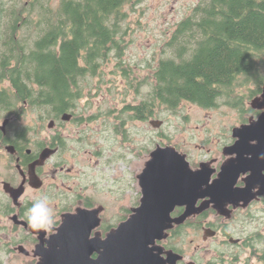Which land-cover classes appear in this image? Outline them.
Listing matches in <instances>:
<instances>
[{"label": "trees", "instance_id": "obj_1", "mask_svg": "<svg viewBox=\"0 0 264 264\" xmlns=\"http://www.w3.org/2000/svg\"><path fill=\"white\" fill-rule=\"evenodd\" d=\"M143 2L0 0V117L12 119L20 140L35 129L21 124L30 113L37 114L36 129L47 120L63 125L65 113L77 124L96 119L97 114L85 119L81 101L104 86L117 93V78L124 81V104L101 111L114 118V132L125 138L127 121H148L160 108L174 111L184 101L214 108L225 99L244 114H260L244 107L238 88H249L248 99L262 93L264 0H199L166 39L160 58L137 73L126 55L135 33L131 12ZM44 141L37 138L35 150ZM58 144L56 163L70 149L66 137ZM63 196L60 208L70 210L78 194ZM261 253L264 264V248Z\"/></svg>", "mask_w": 264, "mask_h": 264}, {"label": "rangeland", "instance_id": "obj_2", "mask_svg": "<svg viewBox=\"0 0 264 264\" xmlns=\"http://www.w3.org/2000/svg\"><path fill=\"white\" fill-rule=\"evenodd\" d=\"M198 2L199 0H144L135 12H131V21H136H132L135 33L131 37L126 59L133 64L137 73H146V68L142 66L146 67L148 61L160 58L166 39ZM123 82L117 78L119 86L117 93L107 91L104 86L98 95L81 101L79 111L84 113L85 119L91 114H97L96 119H86L83 123L77 124L71 118L67 121L62 120L64 124L61 126L55 122L53 128L48 126L50 120H47L39 129H36L40 124L36 113V115L30 113L27 118L21 120L23 125L34 126L35 129L31 133L34 139L45 140L57 132H61L69 139L70 149L60 155L61 159H66L64 167L60 168L61 164L55 165L57 157L51 160L44 170L46 189L35 192L30 190L26 193V197L38 200L46 195L47 187L52 186L49 201L54 212V222L51 226L55 227L56 222L61 221L62 212H74L77 207L85 206L83 201L90 197L89 201L95 202L94 207L103 208L100 212L102 223L96 230H100L105 237L112 228L104 232L103 226L117 227L125 220L127 209L132 210L140 204L142 194L138 175L145 168L151 151L157 145L176 146L187 154L188 160L195 168L206 162L219 171L220 166L229 158V155L224 153V148L233 141V129L248 123L250 118H258V115L249 116L242 113L240 107L228 104L225 99L214 108H204L184 101L174 111L165 107L160 108L158 114L148 121H127L129 136L125 138L114 132L112 125L114 118L105 116L101 111L109 107L122 108L124 103L120 92L124 89ZM251 88L255 87L251 85ZM248 90V87H240L238 95L243 97L244 107L252 108L253 99H248ZM125 99L129 100L132 97L126 96ZM244 116H247L248 121H243ZM3 120L5 119L0 117V124ZM155 120L163 121L161 126L153 125L152 121ZM81 138L83 139L79 141ZM7 153L5 151L4 160L2 159L0 163V172H4V177L13 173L12 169L7 168L9 165ZM217 174L218 172L215 175ZM62 192L79 194L70 210L62 211L64 201L56 198ZM12 228L11 219L0 217V244H10L13 238H17ZM195 231L187 230L179 242L189 254H194L200 248H210L218 242L217 238L205 241ZM261 231L264 232V216L261 218ZM260 246L264 248V238L263 240L261 238ZM11 247L13 252L0 254L4 264H27L30 261L16 250V244H12ZM203 257H207L205 253Z\"/></svg>", "mask_w": 264, "mask_h": 264}, {"label": "water", "instance_id": "obj_3", "mask_svg": "<svg viewBox=\"0 0 264 264\" xmlns=\"http://www.w3.org/2000/svg\"><path fill=\"white\" fill-rule=\"evenodd\" d=\"M251 106L260 110V114L233 129L236 141L224 149L230 158L222 164L215 179L212 177L216 170L209 163L202 162L194 169L187 154L176 146L157 145L138 175L142 196L129 217L105 237L96 230L102 223V206H79L74 212L63 213L61 223L48 237H45L46 231L32 228L40 234L34 252L38 257L36 264H164L162 248L157 241L167 238L168 231L175 224L184 223L188 217L212 205L221 211L230 202L237 205L246 201L247 205L263 195L264 84L262 93L253 98ZM71 118L70 113L62 116L64 121ZM162 122L155 120L152 124L159 127ZM48 126L53 128L55 120H51ZM8 149L12 151L14 147ZM55 151L51 147L42 150L39 159L30 165L33 178L36 166L43 164ZM241 175H246L243 187L237 186ZM40 185L38 183L36 187ZM11 191L13 195L19 190ZM14 198L17 201V197ZM201 199L204 201L198 205ZM177 206H186V211L174 218L172 212ZM169 254L175 256L173 252Z\"/></svg>", "mask_w": 264, "mask_h": 264}, {"label": "flooded vegetation", "instance_id": "obj_4", "mask_svg": "<svg viewBox=\"0 0 264 264\" xmlns=\"http://www.w3.org/2000/svg\"><path fill=\"white\" fill-rule=\"evenodd\" d=\"M5 121H7L6 125ZM11 123V118H5L2 124H0V163H2V159L4 160L5 151H7V158L9 160L7 168L13 170V173L6 174L5 177L4 172H0V217L11 219L13 222L12 232L16 234L17 238H13L10 244H0V254L13 252L11 245L16 244V250L30 260L28 263L36 264L38 257L34 252L36 245L40 242V234L32 229V226L26 219L27 208L36 200L30 199L28 196L26 197V193L30 190L34 192L43 190L45 187L43 179L44 170L51 160L56 157L57 159L59 158L60 146L58 143L60 142V138H65V136L61 132H57L50 138L45 139L44 144L35 150L34 147L36 146L37 139H34L31 133H29L25 137V141L20 140L16 136L15 128H13L14 126ZM53 137H55V140L49 142V139ZM22 141L24 143L21 145L20 142ZM235 141L236 139L233 137V141L227 146L234 144ZM9 146H13L14 150L10 151L8 149ZM46 147H51L56 151L43 164L36 166V176L33 178L34 174L31 173L30 165L39 159L42 150ZM64 160L66 159L58 161L62 165H59L61 166L60 168L64 167ZM59 163L55 162V165ZM199 167L193 168L197 169ZM214 169L216 171L213 173L212 179H215L220 172V170ZM217 172L218 174L215 175ZM245 176H240L237 186L243 187L245 185ZM36 177L38 180H34ZM38 183H41V185L36 187ZM13 189L19 190L13 193L17 197V201L12 195L11 190ZM45 192L48 197H51L52 186L49 185ZM60 195L61 193L57 197L59 200H61ZM90 199V197H87L83 201L85 206L81 207L95 208V202L89 201ZM203 201L204 199L199 200L198 205H201ZM90 202L92 205H88ZM245 202L240 201L237 205L230 202L221 211L212 205L207 210L188 217L184 223L175 224L168 231L169 235L167 238L157 241V244L162 248L161 257L164 264H261L260 256L262 253L260 250L262 248L260 245L261 238H264V232L261 231V218L264 216V194L252 199L247 205ZM185 211L186 206H177L172 212V217H180ZM131 213L132 210H130L129 215ZM60 223L61 221H57L56 225L59 226ZM57 226H50L41 230L46 231L45 237H48ZM187 230L189 232L196 230L205 241L217 238L218 242L210 248H200L194 254H189L179 243L182 241V236ZM170 252H173L175 256L170 255ZM204 253L207 256L206 258L203 257ZM0 264H4L1 255Z\"/></svg>", "mask_w": 264, "mask_h": 264}, {"label": "clouds", "instance_id": "obj_5", "mask_svg": "<svg viewBox=\"0 0 264 264\" xmlns=\"http://www.w3.org/2000/svg\"><path fill=\"white\" fill-rule=\"evenodd\" d=\"M54 212L49 197L43 195L27 208L26 219L34 229L48 228L53 224Z\"/></svg>", "mask_w": 264, "mask_h": 264}]
</instances>
